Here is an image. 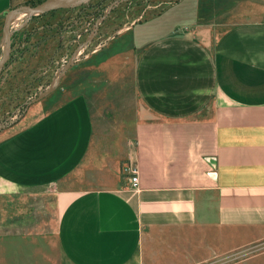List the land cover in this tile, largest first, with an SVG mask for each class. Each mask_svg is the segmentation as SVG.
Instances as JSON below:
<instances>
[{
    "label": "crops",
    "instance_id": "0c3cea01",
    "mask_svg": "<svg viewBox=\"0 0 264 264\" xmlns=\"http://www.w3.org/2000/svg\"><path fill=\"white\" fill-rule=\"evenodd\" d=\"M26 1L0 0V18ZM158 4L173 20L135 45L139 111L125 155L108 167L97 154L82 93L37 104L0 137V194L53 193L69 264H189L264 238V0ZM9 250L0 245V264H16Z\"/></svg>",
    "mask_w": 264,
    "mask_h": 264
},
{
    "label": "rangeland",
    "instance_id": "374dc122",
    "mask_svg": "<svg viewBox=\"0 0 264 264\" xmlns=\"http://www.w3.org/2000/svg\"><path fill=\"white\" fill-rule=\"evenodd\" d=\"M54 1L27 0L25 5ZM159 2L163 0H77L43 14L15 13L10 20L11 54L0 70V137L16 129L15 123L37 104L48 110L82 93L91 104L97 154L106 155L108 167L125 155L134 145L139 111L132 80L140 50L135 45L164 32L173 20ZM158 12L156 26L147 22L140 30L138 25L131 35V25ZM3 25L1 17L0 60L5 52ZM119 162L122 166L126 160ZM107 172L103 169L96 177ZM0 217L6 218L2 228L10 235L0 245L16 250L7 251L16 264H69L57 246L52 192L43 188L0 194ZM189 264H264V238Z\"/></svg>",
    "mask_w": 264,
    "mask_h": 264
},
{
    "label": "water",
    "instance_id": "95a60500",
    "mask_svg": "<svg viewBox=\"0 0 264 264\" xmlns=\"http://www.w3.org/2000/svg\"><path fill=\"white\" fill-rule=\"evenodd\" d=\"M77 0H55L54 2L47 3L44 6L31 7L28 5H20L14 9L8 11L4 16L3 35L5 40V52L0 60V70L4 67L11 54V39H10V20L11 17L17 12H29L32 14H43L49 10L62 7L68 3Z\"/></svg>",
    "mask_w": 264,
    "mask_h": 264
},
{
    "label": "built area",
    "instance_id": "2783aa9c",
    "mask_svg": "<svg viewBox=\"0 0 264 264\" xmlns=\"http://www.w3.org/2000/svg\"><path fill=\"white\" fill-rule=\"evenodd\" d=\"M125 171L129 177V180L131 182L132 187H136L138 184V175H137V170L134 165H128L125 167Z\"/></svg>",
    "mask_w": 264,
    "mask_h": 264
}]
</instances>
